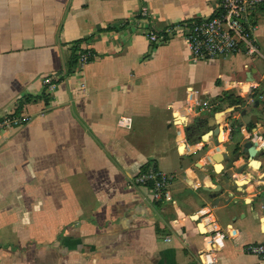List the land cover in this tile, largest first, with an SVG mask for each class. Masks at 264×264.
Listing matches in <instances>:
<instances>
[{
	"label": "crops",
	"instance_id": "obj_1",
	"mask_svg": "<svg viewBox=\"0 0 264 264\" xmlns=\"http://www.w3.org/2000/svg\"><path fill=\"white\" fill-rule=\"evenodd\" d=\"M219 3L0 0V119L29 99L27 122L0 134V264H264L245 251L264 243V157L245 175V157L231 169L212 159L248 139L264 146V59L195 63L184 37L153 48L145 34L210 17ZM255 19L264 53L263 8ZM81 40L96 58L67 75ZM149 162L174 176L171 201L131 187ZM224 178L245 181V193L223 184L217 203L203 187ZM208 212L227 233L212 259Z\"/></svg>",
	"mask_w": 264,
	"mask_h": 264
},
{
	"label": "built area",
	"instance_id": "obj_2",
	"mask_svg": "<svg viewBox=\"0 0 264 264\" xmlns=\"http://www.w3.org/2000/svg\"><path fill=\"white\" fill-rule=\"evenodd\" d=\"M264 9V0H220L217 12L207 18L193 19L176 25H170L161 33L146 29L151 44L160 45L173 37L182 36L190 45L191 59L195 63L225 59L235 54H244L248 58H263L264 53L255 37L258 23L255 14ZM137 23L136 18L133 20ZM89 54L80 57L81 68L89 63ZM55 86L50 87L53 91ZM27 116L15 109L0 119V134L4 130L20 127L27 122ZM174 180L172 174L160 171L152 162L145 164L133 177L131 187L145 188L154 202L172 200L170 186ZM203 219L210 229L212 248L205 255L212 259L223 246L227 233L212 217L211 212ZM170 242L171 238L166 237ZM245 251L257 256L264 263V243L249 244Z\"/></svg>",
	"mask_w": 264,
	"mask_h": 264
},
{
	"label": "water",
	"instance_id": "obj_3",
	"mask_svg": "<svg viewBox=\"0 0 264 264\" xmlns=\"http://www.w3.org/2000/svg\"><path fill=\"white\" fill-rule=\"evenodd\" d=\"M255 106L258 107L259 106V101L255 102ZM236 108L238 107H231L227 110V112H233L234 110H236ZM219 115V114H218ZM242 116H246L247 115V110H242L241 112ZM250 120L252 122L253 125H256L258 122V117L256 114H253L250 116ZM183 119H177L176 120V124H183ZM197 125H200V123H197L195 125H189L186 126L185 130L186 132H191L193 131V133H195V128ZM255 128L251 131V133L255 132ZM221 131V128L219 125H217L214 129H213V136L216 138L215 140V145L219 146V140H218V136L219 133ZM199 140L201 141L203 139V135L198 136ZM241 157H245L246 159V163L244 166H242L241 168H239L238 170V174L239 175H245V169L247 164L250 163L254 164V165H258V158L264 157V146H261L260 149H258L257 144L251 140L248 139L240 148V150H238L237 152H235L234 154L230 155L228 153H215L212 156L213 161H215L216 163H221L222 161H226L227 164L229 165L228 168L231 169L233 168V165L236 161H238ZM197 167L200 169H203V165L201 163L198 162ZM260 167V165H259ZM197 181V177H191L189 176L187 178V184L191 187L194 186V182ZM250 182V180L248 181ZM226 184L229 186V190L230 192L234 193V192H240L241 194H244V190H243V186L245 184H247L245 181H237V180H233V179H227L224 178L223 183L221 184H216L215 188H208V187H203V190L207 193H209V195L211 196V198H216L217 203H219L220 199V195L224 192V189H222V185ZM230 195V194H228Z\"/></svg>",
	"mask_w": 264,
	"mask_h": 264
},
{
	"label": "trees",
	"instance_id": "obj_4",
	"mask_svg": "<svg viewBox=\"0 0 264 264\" xmlns=\"http://www.w3.org/2000/svg\"><path fill=\"white\" fill-rule=\"evenodd\" d=\"M84 43L83 40L81 41H77V42H73L72 46H71V55H70V58H69V62H68V65H67V70H66V74L67 75H71L77 71H80L81 70V65L79 64V60H80V57L83 55V54H89L90 58H89V62L93 61L95 58H96V54L93 50H90V49H83L82 48V44ZM156 46L158 45H155V44H152V47L155 48ZM253 98L255 100H260V96L259 94H257V92H255L253 94ZM231 101L230 104L231 106L233 105H242V106H245L246 105V101L242 98H233L232 97H222L221 98V101ZM29 101V99H26L25 101H22L20 103V108L17 109V112H22L21 109L24 105L25 102ZM203 132H200L198 136L202 135Z\"/></svg>",
	"mask_w": 264,
	"mask_h": 264
},
{
	"label": "rangeland",
	"instance_id": "obj_5",
	"mask_svg": "<svg viewBox=\"0 0 264 264\" xmlns=\"http://www.w3.org/2000/svg\"><path fill=\"white\" fill-rule=\"evenodd\" d=\"M228 109H229V108H228ZM222 112H226L227 114L229 113V112H227V110H225V109H224V110H222Z\"/></svg>",
	"mask_w": 264,
	"mask_h": 264
}]
</instances>
